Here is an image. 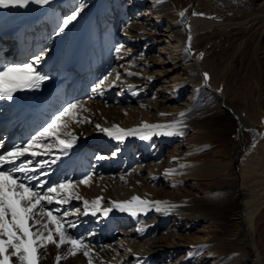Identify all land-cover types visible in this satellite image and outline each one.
<instances>
[{
  "label": "bare ground",
  "instance_id": "bare-ground-1",
  "mask_svg": "<svg viewBox=\"0 0 264 264\" xmlns=\"http://www.w3.org/2000/svg\"><path fill=\"white\" fill-rule=\"evenodd\" d=\"M81 5L77 19L59 32L63 18ZM180 12L174 0L158 4L156 0H50L46 5L32 2L24 8L0 9V67L30 62L40 55L38 70L49 76L38 89L18 91L12 100L0 99V142L6 146L25 143L56 111L68 103L82 104L89 111H80V115L92 123L71 125L79 137L77 143L51 169H44L50 174L42 179L71 178L78 183L92 173L91 186L79 184L77 191L88 200L103 196L102 207H109L110 200H127L133 195L178 206L168 214L152 209L136 217L117 209L106 217L100 213L70 216L77 223L70 233L83 235L98 253L94 264H180L186 255L175 261L173 256L183 243L191 242L188 255L206 245L185 240L192 236V220H205V224L218 218L247 229L252 264H264L254 229L264 206V151L258 159L250 155L243 179L236 185L235 177L240 180L236 158L232 168V160L222 150L215 151V158L205 154V141L219 142L235 122L221 113L230 112L241 127L248 120L224 98L206 97L207 90L214 88H203L204 77L197 72L200 59L191 47L186 50L190 33L216 20L194 15V5L183 17ZM120 45L123 49L118 55L115 48ZM149 47L154 52L151 55ZM125 69L141 75L129 76ZM110 72V80L120 72L121 81L102 93H93L95 83ZM175 119L183 120L184 136L161 135L151 140L129 136L121 145L95 130V124L132 128L141 122L166 124ZM200 142L205 143L198 146ZM97 154L107 158L98 160ZM178 164L188 166L180 169ZM167 168H176L177 174L165 176ZM213 205H222V213L215 216ZM65 207L83 206L73 200ZM140 227L145 229L143 233L137 231ZM56 253L50 245L40 264H55ZM243 257L242 251L234 252L223 264H243ZM60 264H88V260L81 252Z\"/></svg>",
  "mask_w": 264,
  "mask_h": 264
},
{
  "label": "snow or ice",
  "instance_id": "snow-or-ice-1",
  "mask_svg": "<svg viewBox=\"0 0 264 264\" xmlns=\"http://www.w3.org/2000/svg\"><path fill=\"white\" fill-rule=\"evenodd\" d=\"M32 2L46 5L50 0H0V9L24 8ZM161 2L162 0H156L157 4ZM82 8L83 5L75 8L70 15L63 18L59 32H63L77 19ZM179 15L183 17L185 12L182 11ZM188 40L189 49L186 50L190 51V35ZM122 49L123 45L117 46L115 52L119 55ZM42 59V56L36 55L30 62H14L0 67V99L12 100L18 91L40 88L42 83L49 79V76L38 70ZM125 73L129 76L141 75L128 69H125ZM111 76L113 73L110 72L95 83L92 88L93 93H102L105 88L114 87L121 81L120 72H115V78L112 80L109 79ZM204 78L205 80L209 78L207 73H204ZM128 87L132 89L135 86L128 85ZM80 111H89V109L82 104L68 103L25 143L6 146L0 142V264H40L50 245L57 250L55 264H60L68 256H76L81 252L87 257L88 264H94V256L98 253H94L83 235L70 233V229L77 227V223L69 219L70 216L80 214L96 216L100 213L106 217L113 209H117L136 217L152 209L168 214L178 207L169 201L149 200L138 195H133L127 200H110L109 207H102L103 196L88 200L77 191L79 184L91 186L92 173L84 175L78 183L71 178L54 182L42 179L50 174L44 169H51L77 143L79 137L72 131L71 125L92 123L87 116L80 115ZM184 115V112L179 113L180 117ZM184 126L182 119H175L166 124L141 122L140 125L132 128H124L115 123L110 127L95 124V130L122 145L129 136H138L143 140H151L153 136L161 135L184 136ZM118 151L119 148L112 155L115 156ZM37 157H51V159H37ZM106 158L100 154L96 156L98 160ZM172 159L178 161L179 158ZM187 166L178 164L180 169ZM174 174H177L176 168L164 170L165 176ZM120 179L123 181L124 177ZM73 200L82 202V209L65 207ZM137 231L143 233L145 229L140 227ZM61 249L66 251L62 252ZM128 251L132 250L128 249Z\"/></svg>",
  "mask_w": 264,
  "mask_h": 264
},
{
  "label": "rangeland",
  "instance_id": "rangeland-1",
  "mask_svg": "<svg viewBox=\"0 0 264 264\" xmlns=\"http://www.w3.org/2000/svg\"><path fill=\"white\" fill-rule=\"evenodd\" d=\"M174 1L179 4L181 12H186L194 5V13L216 20L200 31L190 33V47L201 62L196 71L203 77L207 73L209 77L207 80L201 77L203 88H214L207 90L206 97L224 98L239 111V115L248 120L246 127H241L239 119L236 121L230 112L224 111L220 116H228L235 122L227 127L225 136L219 142L205 141L208 142L205 153L207 157L213 158L215 151L222 150L223 156L232 160V168L235 167L233 158H236V162L239 160L237 166L240 180L235 177L236 185L243 179L242 170L250 155L258 159L264 151V0ZM248 20L251 22L248 23ZM220 22L239 23L227 27L224 24L218 25ZM148 53L153 54V49L149 47ZM258 132L260 134L255 137ZM212 207L217 212L214 213L215 216L223 211L222 205ZM260 214L261 217L254 221V229L264 257V206ZM192 222V236L185 240L202 242L206 247H195L196 254L188 255L192 246L191 242H185L173 256L174 261L181 255H186L180 264H223L230 254L242 251L243 264L253 263L254 255L250 250L252 246L246 240L244 232L247 229L243 226L232 225L221 218L216 221L209 219L205 224V220Z\"/></svg>",
  "mask_w": 264,
  "mask_h": 264
},
{
  "label": "water",
  "instance_id": "water-1",
  "mask_svg": "<svg viewBox=\"0 0 264 264\" xmlns=\"http://www.w3.org/2000/svg\"><path fill=\"white\" fill-rule=\"evenodd\" d=\"M259 134H260V133L258 132V133H257V135H256L255 137H257ZM239 159H240V158H239ZM238 161H239V160H238ZM238 161L236 162V163H237V165H238ZM238 166H239V165H238Z\"/></svg>",
  "mask_w": 264,
  "mask_h": 264
}]
</instances>
